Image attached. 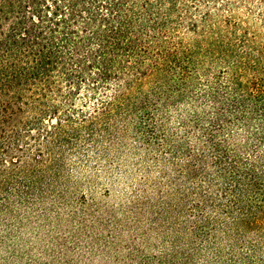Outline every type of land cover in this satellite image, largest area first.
I'll list each match as a JSON object with an SVG mask.
<instances>
[{
	"label": "trees",
	"instance_id": "trees-1",
	"mask_svg": "<svg viewBox=\"0 0 264 264\" xmlns=\"http://www.w3.org/2000/svg\"><path fill=\"white\" fill-rule=\"evenodd\" d=\"M0 264H264V0H0Z\"/></svg>",
	"mask_w": 264,
	"mask_h": 264
}]
</instances>
